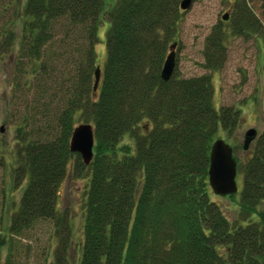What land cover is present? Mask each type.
<instances>
[{"label":"trees","instance_id":"16d2710c","mask_svg":"<svg viewBox=\"0 0 264 264\" xmlns=\"http://www.w3.org/2000/svg\"><path fill=\"white\" fill-rule=\"evenodd\" d=\"M180 1L0 6V14L3 7L12 11L10 27L0 25V62L12 55L13 92L30 96V111L16 129L11 176L21 195L10 215L5 264L14 238L29 240L40 223L49 225L45 261L53 251L47 264H66L70 229L57 199L72 158L74 176L85 181L78 264H264V128L246 150L230 145L241 183L228 198L235 207L230 217L207 183L211 144L220 132L233 137L242 120L237 108H215L210 74L222 64L228 37L254 32L264 56V28L246 0H236L228 28L216 27L205 39L209 73L185 79L173 72L162 81ZM103 23L105 57L98 67ZM83 123L94 138L86 166L68 149L75 124Z\"/></svg>","mask_w":264,"mask_h":264},{"label":"rangeland","instance_id":"374dc122","mask_svg":"<svg viewBox=\"0 0 264 264\" xmlns=\"http://www.w3.org/2000/svg\"><path fill=\"white\" fill-rule=\"evenodd\" d=\"M12 1L0 0V6H8L9 3L11 5ZM235 1L191 0L189 8L183 11L171 42V44L176 43L173 72L177 76L186 79L209 73L203 68L205 39L216 30V27L228 28L229 22L227 19L222 20L221 16L230 13ZM115 2L116 0H104L108 8ZM246 2L254 17L264 28V9L261 0H246ZM11 12L3 7L0 25L10 27L8 19L11 18ZM106 28L107 24L103 23L98 32L99 43L95 46L98 67H102L105 57L103 34ZM223 46L222 64L210 74L213 104L216 109L230 107L239 110L241 126L233 137L221 132L218 135L219 139L224 140L228 145L235 146L237 143L241 145L246 130L254 129L259 133L264 128V56L261 39L251 31L243 36L226 38ZM13 65L12 55L5 56L0 62V241H4V244L0 245V264H5L8 256L10 215L17 208L21 195V189L13 186L11 176L14 167L16 129L18 123L28 115L27 111H30V106L25 111L30 96H25L22 91L13 92L10 80ZM240 152L238 148L235 154L238 156ZM74 160L75 158H72L67 165L66 176L59 186L57 199L58 211L62 217L65 216L66 226L70 229L69 248L65 254L66 264H78L79 246L82 240L80 200L85 181L74 176ZM236 184L239 192L241 183L237 175ZM217 198H220V203L228 208L226 216L230 217L235 209L234 202L230 201L229 197ZM30 236L29 240L25 239L26 237L14 238L15 250L10 260L11 264H47L53 260V251L46 261L44 259V249L47 248L50 236L48 223L36 225L29 232L28 237Z\"/></svg>","mask_w":264,"mask_h":264},{"label":"water","instance_id":"95a60500","mask_svg":"<svg viewBox=\"0 0 264 264\" xmlns=\"http://www.w3.org/2000/svg\"><path fill=\"white\" fill-rule=\"evenodd\" d=\"M191 0H181L179 9L185 11L189 8ZM222 20L227 19V15L221 16ZM176 43L169 47V53L166 56L161 70L160 78L167 81L174 69V48ZM94 82L92 90L95 91L99 81V68L94 71ZM256 131L248 129L243 134L242 149L246 150L250 143L255 139ZM94 145L93 131L89 124H79L73 128L68 149L71 153L79 155L83 165H88L92 158V149ZM207 183L211 193L218 197H232L237 194L236 184V162L233 157L232 148L222 139H216L210 146L209 165L207 170Z\"/></svg>","mask_w":264,"mask_h":264}]
</instances>
